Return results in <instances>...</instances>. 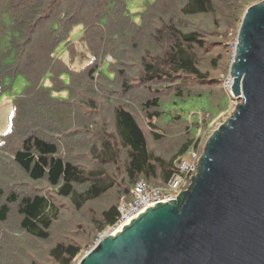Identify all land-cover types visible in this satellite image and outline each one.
Here are the masks:
<instances>
[{"label":"trees","instance_id":"16d2710c","mask_svg":"<svg viewBox=\"0 0 264 264\" xmlns=\"http://www.w3.org/2000/svg\"><path fill=\"white\" fill-rule=\"evenodd\" d=\"M131 1L0 0V90L18 77L25 83L14 97L0 154L45 184L23 193L0 187V256L13 247L5 235L11 215L19 218L18 233L39 244L31 259L24 260L23 248L0 257V264H77L117 222L121 201L128 202L136 184L165 186L183 156L202 153L215 130L212 118L227 113L230 47L245 10L261 0H147L135 13ZM77 35L90 57L80 69L61 59L67 53L74 61ZM196 86L215 89L219 102H210L216 98L210 92L192 94ZM132 90L140 91L135 102L128 99ZM194 100L203 106L196 119L185 120L181 105ZM102 102L114 105L112 120L86 115L85 108L98 112ZM134 109L155 142L163 136L158 122L187 123L172 153L150 150ZM106 197L107 207L73 235L57 227L60 200L80 210Z\"/></svg>","mask_w":264,"mask_h":264},{"label":"water","instance_id":"95a60500","mask_svg":"<svg viewBox=\"0 0 264 264\" xmlns=\"http://www.w3.org/2000/svg\"><path fill=\"white\" fill-rule=\"evenodd\" d=\"M228 75L238 102L207 138L186 190L77 264H264V0L243 14Z\"/></svg>","mask_w":264,"mask_h":264},{"label":"rangeland","instance_id":"374dc122","mask_svg":"<svg viewBox=\"0 0 264 264\" xmlns=\"http://www.w3.org/2000/svg\"><path fill=\"white\" fill-rule=\"evenodd\" d=\"M146 1L147 0L131 1L129 4L131 11L134 13L140 11L143 8L144 2ZM78 37L79 35L76 36L75 40H76V44L79 50L77 51L74 61L72 62L70 60L71 59L70 56H69L70 58L67 57L66 55L67 53L61 54V59H63L65 63H68L74 69H80L84 67L88 63L89 58H90L88 52L86 51V48L81 45L82 43L78 40ZM234 45L235 44H233L230 47V52L232 51L233 55H234ZM233 55L230 56L229 63H231ZM227 74H225V76ZM23 86H25L24 79L21 77H18L12 83L11 88L7 89L4 92L0 90V138L3 134L7 133L10 129L12 116H13V100H14V97L21 92ZM217 91H220L219 88H217ZM136 92L140 93V91L132 90V92L128 95V99H130L131 102H135L136 98L134 97V95L135 94L137 95ZM206 92H210V96L216 97V98L212 97L214 102L212 99H211L212 101H210L211 103L216 105L219 102L220 94H217L215 89H209L206 86H203V87L196 86L192 90V94H195V95L197 93L204 94ZM225 92L227 93L231 101L229 103V108H228V100L226 98H224L221 101V106L225 109L228 108V110L226 114H222L219 117L212 118L213 120L209 123V127H212V129L215 127V130L227 118L230 117L232 111L234 110V108L232 109L230 108L233 99L228 94L227 91ZM225 92L222 90L223 95L226 96ZM236 102L237 101H235V103ZM202 106L203 105L199 100L189 101L188 103L181 105V109L185 111L183 118L188 121L193 118L196 119ZM113 107L114 105L102 102V104L99 107L98 112H94L90 108H85L84 112H86V115L87 114H90V116L96 115L100 120L101 119L112 120L113 119ZM131 112L134 115H136L141 128L144 130L148 138L150 150L155 155H159V156L169 155L170 153L174 151L173 148L182 140L181 137H182V133L185 132V127L187 125L186 122H179L178 124H174L171 122L164 123L162 121L158 122L157 123L158 131L163 136L160 141L155 142L154 140L153 141L151 140L152 137L149 135V130L144 120V116L143 115L139 116L137 114L138 111L136 110L135 111L132 110ZM76 154H79V153L73 151L72 155H76ZM0 156L3 157V158L1 157L2 159H0V187H2L3 189H6L7 187L11 186V188L18 191V193H23V191L29 192L32 190L41 189L45 186L43 182H40V181L35 182V181L29 180L28 177L25 175V173L20 171V169H17L15 165H12L11 158L8 154H4V155L0 154ZM87 160L88 158L86 159V161ZM113 194L114 192L111 193V195ZM131 199L132 197H129L128 202ZM60 202L63 203V206L60 207V211H62V213L59 217L57 227L61 229L69 228L71 229L70 231L71 235H73V232L77 228V225L86 223L88 221L90 214L92 213L97 214L100 212V210L107 207L108 197L102 198L96 202L89 203L88 205L84 206L80 210H75L73 207H71L67 200H60ZM10 218L11 219L8 221V230L7 232H5V235L9 237L10 243L13 244V247L10 250L7 248L4 252L1 253L0 257H4V258L13 257L14 252L22 251L23 248H24V251H22V255L24 257V260L26 261L31 259L33 255H38L37 248L39 244L29 240L22 233H18V229H19L18 216L11 215ZM30 242H32L33 244H30ZM52 245H53L52 241L48 243H42L40 245L39 252L43 253L45 250H48L49 247H51ZM93 247H94V244L90 246L86 252H88ZM40 256L44 257L45 254H42Z\"/></svg>","mask_w":264,"mask_h":264},{"label":"built area","instance_id":"2783aa9c","mask_svg":"<svg viewBox=\"0 0 264 264\" xmlns=\"http://www.w3.org/2000/svg\"><path fill=\"white\" fill-rule=\"evenodd\" d=\"M223 86L225 91H227L233 99L231 92L232 79L228 74L223 80ZM235 101L237 100H232L231 109L234 108V105L238 102L235 103ZM199 157L200 155L197 151H189L182 157L178 164L177 171L169 178L168 182L163 187H152L144 181L138 182L134 187L132 199L129 202L121 201L118 209L119 218L117 222L97 235L95 245L103 238L121 230L146 209L154 207L159 203H168L174 200L180 192L186 190L190 184L191 178L196 173Z\"/></svg>","mask_w":264,"mask_h":264}]
</instances>
